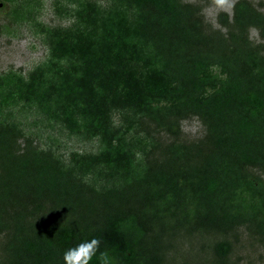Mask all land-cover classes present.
Segmentation results:
<instances>
[{
    "label": "trees",
    "instance_id": "1",
    "mask_svg": "<svg viewBox=\"0 0 264 264\" xmlns=\"http://www.w3.org/2000/svg\"><path fill=\"white\" fill-rule=\"evenodd\" d=\"M260 8L235 0L214 28L187 0H67L69 24L40 30L45 61L0 74V264H64L91 238L113 264H170L176 237L213 238L204 264H236L238 231L264 245ZM12 105L96 152L39 148ZM189 118L203 133L179 141Z\"/></svg>",
    "mask_w": 264,
    "mask_h": 264
},
{
    "label": "rangeland",
    "instance_id": "2",
    "mask_svg": "<svg viewBox=\"0 0 264 264\" xmlns=\"http://www.w3.org/2000/svg\"><path fill=\"white\" fill-rule=\"evenodd\" d=\"M101 5L104 0H92ZM235 0H229V6L218 8L214 0H187L189 3H198L205 23L216 28V15L220 12L231 14ZM253 5L264 0H249ZM67 0H0V74L8 71L20 73L23 76L43 63L48 55V50L40 33L41 28H54L67 26L69 19L63 17L62 7ZM21 7V14L13 16L12 8ZM264 12V8H260ZM28 10L30 15H24ZM19 13V12H18ZM21 15V16H20ZM249 38L258 43L257 34L249 30ZM264 45V41L262 42ZM6 120L20 124L25 134L31 136L35 144L41 149L50 148L54 154L63 159L72 154L94 153L97 143L94 139L80 135H68L65 130L57 125L45 123L34 110L12 105L5 109ZM116 121V118L115 120ZM203 133L202 127L195 118H189L180 123L179 141L191 142L198 140ZM166 139V136L162 135ZM168 139V138H167ZM230 239V238H229ZM233 249L229 259L236 264H264V245L255 237H248L242 231L236 233L232 239ZM3 237L0 236V245ZM214 239L208 236L176 237L172 248L168 252L170 264L181 262H201L204 264L209 259L210 247ZM2 253L0 249V261Z\"/></svg>",
    "mask_w": 264,
    "mask_h": 264
},
{
    "label": "clouds",
    "instance_id": "3",
    "mask_svg": "<svg viewBox=\"0 0 264 264\" xmlns=\"http://www.w3.org/2000/svg\"><path fill=\"white\" fill-rule=\"evenodd\" d=\"M218 8H225L229 6V0H214ZM101 241L97 238L82 241L75 247L69 248L63 255L64 264H91L94 257H97L100 264H113L112 258L107 251L100 252Z\"/></svg>",
    "mask_w": 264,
    "mask_h": 264
}]
</instances>
